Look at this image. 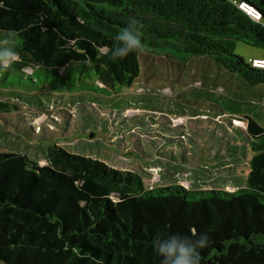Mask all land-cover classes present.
I'll return each mask as SVG.
<instances>
[{
  "label": "trees",
  "instance_id": "obj_1",
  "mask_svg": "<svg viewBox=\"0 0 264 264\" xmlns=\"http://www.w3.org/2000/svg\"><path fill=\"white\" fill-rule=\"evenodd\" d=\"M242 2L259 20L239 8ZM133 20L143 51L113 59L115 35ZM4 40L17 55L0 67V85L13 91L71 93L93 81L131 87L150 50L213 62L234 103L261 107L264 117V69L235 54L238 42L264 51V0H0ZM26 109L0 99V121L23 118ZM255 116H236L245 122L248 173L233 192L146 188L139 173L57 143L46 145L45 164L0 150V261L161 264L157 236L206 234L200 264H264V125Z\"/></svg>",
  "mask_w": 264,
  "mask_h": 264
},
{
  "label": "rangeland",
  "instance_id": "obj_2",
  "mask_svg": "<svg viewBox=\"0 0 264 264\" xmlns=\"http://www.w3.org/2000/svg\"><path fill=\"white\" fill-rule=\"evenodd\" d=\"M144 53L148 58H140L141 73L131 87L104 89L93 81L71 93H55L0 85V99L29 108L23 118L0 121V150L45 164L46 145L57 143L72 153L139 173L146 188L179 184L233 192L244 187L245 122L236 116L253 113L264 125V117L257 115L261 107L234 103L225 76L213 62L185 54ZM235 54L246 62L264 57L262 49L242 42Z\"/></svg>",
  "mask_w": 264,
  "mask_h": 264
},
{
  "label": "clouds",
  "instance_id": "obj_3",
  "mask_svg": "<svg viewBox=\"0 0 264 264\" xmlns=\"http://www.w3.org/2000/svg\"><path fill=\"white\" fill-rule=\"evenodd\" d=\"M130 24L132 27L123 29L114 37L119 44L113 50V59H122L129 53L143 51L139 34L133 30L135 21H130ZM7 45V40L0 42V67L5 69L11 66L17 55ZM191 231L192 235L196 236V230L193 228ZM152 243L154 250L163 257L161 264H200L198 249L206 248L209 238L206 234L196 240L181 235H172L167 239L157 236Z\"/></svg>",
  "mask_w": 264,
  "mask_h": 264
},
{
  "label": "built area",
  "instance_id": "obj_4",
  "mask_svg": "<svg viewBox=\"0 0 264 264\" xmlns=\"http://www.w3.org/2000/svg\"><path fill=\"white\" fill-rule=\"evenodd\" d=\"M239 8L243 10L246 14H248L250 17H252L254 20H259V12L247 3H240ZM250 63L253 67L264 69V58H253L250 60Z\"/></svg>",
  "mask_w": 264,
  "mask_h": 264
}]
</instances>
